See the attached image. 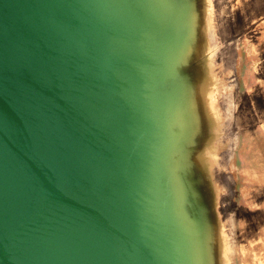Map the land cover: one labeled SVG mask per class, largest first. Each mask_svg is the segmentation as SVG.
<instances>
[{
  "label": "water",
  "instance_id": "water-1",
  "mask_svg": "<svg viewBox=\"0 0 264 264\" xmlns=\"http://www.w3.org/2000/svg\"><path fill=\"white\" fill-rule=\"evenodd\" d=\"M157 2L0 0V264H198L148 195Z\"/></svg>",
  "mask_w": 264,
  "mask_h": 264
},
{
  "label": "rangeland",
  "instance_id": "rangeland-1",
  "mask_svg": "<svg viewBox=\"0 0 264 264\" xmlns=\"http://www.w3.org/2000/svg\"><path fill=\"white\" fill-rule=\"evenodd\" d=\"M165 1L169 6L154 4L164 16L170 7L165 24L173 31L160 33L155 45L156 74L167 73L169 57L162 95L170 92L162 98L156 82L152 108L171 122L178 110L181 117L199 107L213 114L203 126H168L153 161L149 199L194 241L198 264H264L260 0ZM256 25L261 33H230Z\"/></svg>",
  "mask_w": 264,
  "mask_h": 264
},
{
  "label": "crops",
  "instance_id": "crops-1",
  "mask_svg": "<svg viewBox=\"0 0 264 264\" xmlns=\"http://www.w3.org/2000/svg\"><path fill=\"white\" fill-rule=\"evenodd\" d=\"M154 1H157V0H154ZM193 1H195V0H193ZM257 18H259V20H262L264 18V0H260V14L258 15ZM250 29L261 33L260 25L253 26L252 28L251 27L250 28L247 27L246 30H244V31L236 30V31H234V32L232 31L230 33L236 34L238 32V34L239 33L240 34H250V33H252V31H250ZM262 29H264V27ZM174 100H175V96L172 97V103L174 102ZM192 109L194 111L193 115L188 113V116L186 115V117L184 116V113H183V117H181V113L182 112L180 113L179 110L178 111L176 110L177 111L176 113H174V111H173L174 122H171L172 116L170 115L171 118L169 120V114H166V116H167V119H166L167 126H179V125H181L183 123H185L186 126H192V123L194 124V126H203L204 124L207 123L208 119H210V117L213 114L212 113L213 112V108H212V112L209 109H206L204 111L200 107L198 109H196V108H192ZM195 109H196V113H195ZM258 152L260 154V149L258 150Z\"/></svg>",
  "mask_w": 264,
  "mask_h": 264
}]
</instances>
